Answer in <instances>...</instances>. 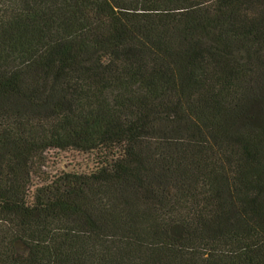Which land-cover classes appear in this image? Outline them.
Listing matches in <instances>:
<instances>
[{
  "label": "trees",
  "instance_id": "obj_1",
  "mask_svg": "<svg viewBox=\"0 0 264 264\" xmlns=\"http://www.w3.org/2000/svg\"><path fill=\"white\" fill-rule=\"evenodd\" d=\"M0 264H264V0H0Z\"/></svg>",
  "mask_w": 264,
  "mask_h": 264
},
{
  "label": "rangeland",
  "instance_id": "obj_2",
  "mask_svg": "<svg viewBox=\"0 0 264 264\" xmlns=\"http://www.w3.org/2000/svg\"><path fill=\"white\" fill-rule=\"evenodd\" d=\"M43 175L53 179L63 172L90 173L98 165L97 152H84L77 149L50 148L45 152ZM36 181H39L36 178ZM34 191V189H32ZM30 197H33L31 193Z\"/></svg>",
  "mask_w": 264,
  "mask_h": 264
}]
</instances>
